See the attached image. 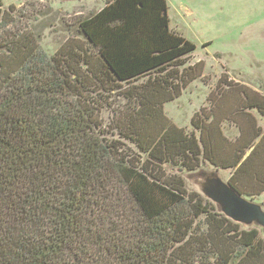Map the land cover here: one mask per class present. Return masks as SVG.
Here are the masks:
<instances>
[{
	"label": "trees",
	"instance_id": "1",
	"mask_svg": "<svg viewBox=\"0 0 264 264\" xmlns=\"http://www.w3.org/2000/svg\"><path fill=\"white\" fill-rule=\"evenodd\" d=\"M3 7L0 0V264H264L260 228L239 232L246 228L193 193L230 238L227 253L212 240L219 237L211 220L202 222L180 191L184 174L208 163L230 170L225 182L244 198L263 199L264 128L249 112L264 118V97L221 81L225 96L237 90L233 110L221 100L216 113L202 109L209 114L199 129L158 131L166 139L197 133L204 142L200 153L185 142L193 157H179L183 164L164 178L177 190L151 180L118 149L124 141L141 151L138 119H159L202 74V63H190L193 43L170 30L166 0H107L52 55L22 29L15 8ZM100 92H122L129 102L111 142L98 123ZM225 122L243 129L232 152L224 151L234 148ZM159 133L146 149L161 142Z\"/></svg>",
	"mask_w": 264,
	"mask_h": 264
},
{
	"label": "rangeland",
	"instance_id": "2",
	"mask_svg": "<svg viewBox=\"0 0 264 264\" xmlns=\"http://www.w3.org/2000/svg\"><path fill=\"white\" fill-rule=\"evenodd\" d=\"M106 1L3 0V9L7 10L9 6L15 8L17 14L23 17L22 29L31 33L42 49L52 55L67 40L77 39V22L98 12L105 6ZM166 3L170 30L193 43L195 51L190 63H202V74L183 90L179 98L164 106L160 113L158 112L159 119L151 120L144 117L138 119L136 127L142 135H145L138 143V147L145 152L137 150L136 147L124 141H118V149L121 152H129L128 158L132 161H139L136 167L139 166V169L151 180L163 181L162 184L167 186L171 183L172 186L169 187L177 190L175 181L164 178H169L176 173L172 169L176 167L175 163L179 161L183 164L179 157L183 161L186 155L193 157L191 151L183 148L185 142L191 139L196 146L198 144L199 153L201 150L204 152V142L200 137H196L197 133L190 137L180 135L166 139L162 138L163 134L158 131L165 126L171 132L173 129L191 132L192 123L196 128L200 127L205 115L216 113L217 104L221 100L229 112L233 110L238 105L233 93L237 90L233 89V92L225 96L229 86L222 85L221 81L241 85L254 97H264V0H166ZM140 82L141 80L138 83ZM91 91L94 89L89 90ZM121 93L100 92L95 96L99 103L98 123L108 142H111V134L116 137L119 133L114 126L115 119L117 125L121 126L118 112L123 111L129 104ZM202 109H208L209 113L206 112L202 117ZM249 113L254 117L257 126L263 129L264 118L258 116L255 110ZM207 117L209 116L205 118ZM227 119L229 123L234 121ZM227 122L224 123V128L222 127L223 133L230 142L234 143V148L227 147L224 151L232 152L236 147L235 138L240 137L243 129L241 128L239 132L236 126L227 125ZM153 133H159L158 139L161 142L153 144L148 150L145 147ZM209 147L212 148V146ZM119 154L122 156L120 152ZM187 163L189 168H193L195 162L189 159ZM214 169L216 168L209 167L207 163L202 164L201 169L197 171ZM197 171L184 174V183H181L180 191L193 207L195 214L202 215L200 217L202 222L204 218L211 220L213 227H210L216 230L219 237L218 239L212 233L213 242L223 247L227 253H231L232 247L229 244L232 242L226 233H221L217 220L210 217L212 209L210 210L207 201H204L206 198L202 200L199 196L193 195V193H199V179L195 176ZM218 171L224 181L231 174L230 170L218 169ZM262 198L255 203L264 209V197ZM212 213L214 214L213 211ZM225 219L229 218L225 217ZM253 227L255 226L245 227L246 230L239 227L238 231L244 232ZM207 230L209 231L208 224ZM238 237L241 238L242 234Z\"/></svg>",
	"mask_w": 264,
	"mask_h": 264
},
{
	"label": "water",
	"instance_id": "3",
	"mask_svg": "<svg viewBox=\"0 0 264 264\" xmlns=\"http://www.w3.org/2000/svg\"><path fill=\"white\" fill-rule=\"evenodd\" d=\"M178 172L181 171L178 170ZM195 176L199 179V193L212 202L218 212L245 227L252 225L258 227L264 233V209L238 194L221 178L218 169L200 170L195 173Z\"/></svg>",
	"mask_w": 264,
	"mask_h": 264
}]
</instances>
